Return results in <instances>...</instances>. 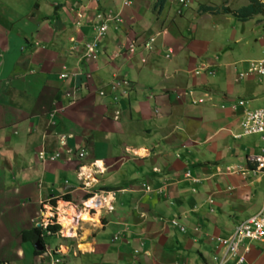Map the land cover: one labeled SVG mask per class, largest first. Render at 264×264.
Segmentation results:
<instances>
[{"label":"crops","instance_id":"1","mask_svg":"<svg viewBox=\"0 0 264 264\" xmlns=\"http://www.w3.org/2000/svg\"><path fill=\"white\" fill-rule=\"evenodd\" d=\"M53 1L40 6L36 0H0V264H46L34 258L32 242L18 237L49 193L82 192L76 163L63 161L67 147L84 149L80 166L90 190L114 193L108 197L112 211L100 213L99 224H80L84 248H76L78 238L63 242V264H212L220 252L214 238L230 233L236 223L226 220L249 209L248 186L264 175L239 172L251 166L246 156L257 154L263 143L255 150L226 142L235 139L243 111L255 108L249 107L254 99L239 97L248 85L232 86L241 78L237 73L230 79L231 70L223 89L219 81L209 85L193 78L191 69L215 64L192 54L198 50L181 34L190 33V22H182L183 8L175 3L166 18L165 1L160 7L158 0ZM148 9L154 20L161 19L159 26L143 22ZM97 15L120 21H105L94 56L85 57L83 43L94 33ZM154 34L150 51L115 56L127 43L139 46ZM167 47L172 54L163 59ZM121 65L129 71L123 77L127 86L124 93L117 89L112 102L108 87ZM63 72L67 76L59 79ZM40 149L59 151V158L41 164ZM87 215L81 221H96ZM210 240L217 249L208 247ZM206 248L216 254L212 263ZM244 258L242 264H264V238L247 242Z\"/></svg>","mask_w":264,"mask_h":264},{"label":"rangeland","instance_id":"2","mask_svg":"<svg viewBox=\"0 0 264 264\" xmlns=\"http://www.w3.org/2000/svg\"><path fill=\"white\" fill-rule=\"evenodd\" d=\"M43 1L44 0H36V2L40 6H42ZM164 1L168 5L167 8H169L167 13L165 14V17L170 18L173 16L175 4L171 0ZM257 1L259 2V0ZM53 2V0H46L45 4H49L51 6ZM248 3L249 0H187V3L183 8V18L186 19H182V22L189 20L190 23L188 25L190 26V33H188L187 31L186 33L185 31H182L181 34H183L184 36H190V40L192 41L191 45H193V47L198 50L197 52H192L190 50V55L192 52L193 55L199 56L200 59L208 58L211 63L215 64H211V66H198V72L197 74L193 75V78L202 77L206 80L205 84L209 85H211L212 82L217 83V81H219V83L223 84V86H220L223 89L225 87V80L227 76L226 72L228 70H231V79L237 73L245 72V68L248 62L256 61L264 57V12H262L263 10L251 14L245 21H240L235 17L237 9ZM198 6L208 7L209 10H200ZM142 19L146 26H156L157 24V26H159L161 23V19L154 20L152 12L149 9L143 12ZM178 19L179 18H176V20ZM148 32L149 31L144 32L143 35H148ZM156 37L154 39H156ZM119 68L120 69L112 71L114 76L117 78H128L127 74H129V71L127 70L126 66L121 65ZM237 79H240L238 83L231 81V85L235 86L236 89H239L240 85L245 87L246 85H248L247 88L244 90L246 92H244L242 96H238L240 98L243 97L244 100L247 101L254 99L249 102L250 108L259 106L261 103L260 101L264 99V74L258 75L254 73H249L242 75L241 77H238L237 75ZM116 92L117 90H114L112 92L110 96V101L116 102V99L120 95ZM213 94L215 93L211 92L210 97L215 96ZM236 94H238L237 90L236 93H233L234 98H236ZM216 95L220 96V92H217ZM220 103L221 102H219V104ZM221 104L223 105V103ZM226 142L232 148H235L239 145L246 147V145L250 144V146L253 147L255 150L262 144V142L258 139L257 135L242 137L240 139H232L228 137ZM190 167L192 169H195L197 166L193 164V166L190 165ZM254 178L255 177H252L251 179ZM249 185V194L247 199L245 200V205L249 209L242 214H236V219L229 218V220H226L228 224H231L232 222H234V224L237 223L240 220L238 219L240 217H248L250 215H253L261 207V199L264 193V175H261L259 177V181L252 180V183H250ZM210 197L212 201H216L215 195L212 194ZM205 204L209 208L207 202H205ZM207 207H203L202 209L207 212ZM74 209L75 208L70 207V211H73ZM78 215L80 217V213ZM82 229L83 228H80L79 233L80 231H82ZM186 235L189 234L186 233ZM191 238L192 237H190V241ZM83 245V243L79 244V247L82 248ZM194 245L197 246V244ZM214 246L215 243L210 240L208 247L211 250L217 249V247L215 248ZM211 250L209 251L207 248L205 249V251H209L207 253V256L209 257V260L212 263L213 257L216 254L213 255ZM191 252L195 253L194 247L191 248L190 255ZM185 253H187V250Z\"/></svg>","mask_w":264,"mask_h":264},{"label":"clouds","instance_id":"3","mask_svg":"<svg viewBox=\"0 0 264 264\" xmlns=\"http://www.w3.org/2000/svg\"><path fill=\"white\" fill-rule=\"evenodd\" d=\"M124 1L127 2V5L129 4L128 0H123L122 2H124ZM171 1L173 3H175L179 9L184 8L186 3H187V0L185 2V5L178 4L176 0H171ZM163 2H164V0H163ZM259 3H260V1H259ZM123 5H126V4L123 3ZM261 8H262V5H261ZM112 17L113 18L111 19V21L112 20L115 21L114 19L117 18L115 15ZM98 22H99V19H98ZM115 22H117V21H115ZM96 25H98V24H96ZM96 25H94V26H96ZM105 28H106V26H105ZM93 31H94V28H93ZM93 34H92V36H93ZM89 38H87V39H89ZM150 38L152 39V41L149 44L150 47L144 48L143 42L147 41ZM154 38H155V34L149 35L141 43H139V46L135 45L132 42H129V43H127V45L125 47H122L120 49V51L117 49L115 56L117 54H120L121 52H124V53L126 52L129 55V54L136 52V50H137V52H141V51L148 52L152 48V44L155 41ZM87 39L84 41V43L87 41ZM98 40H97V44H98ZM70 41L72 42L73 40L70 39ZM130 45H132V49H133L132 51L128 50ZM136 46H138V47H136ZM168 50H170V52H168ZM91 53H94V52L92 51ZM171 54H172V50L169 47H167L165 50V53L162 55V58L163 59H169L171 57ZM83 55L85 57H87L85 46H84ZM165 55H167V57ZM93 56H94V54H93ZM140 60H142V59H140ZM201 66H199V67H201ZM199 67L191 69L190 74H192V75L197 74V72H198L197 69H199ZM61 75H63V76H61ZM66 76H67V73L63 72V73L58 75V78L63 79ZM123 80L125 81V85L122 86L121 82ZM116 81H118V83H119L118 89H122V90L126 89L127 82L125 79H123V77L120 80H117L115 77L112 82H116ZM119 86H121V87H119ZM192 102L200 103L201 99H195V100H192ZM115 111H117L116 115L114 114ZM114 112H113V118L116 119L118 117L119 111H118V109H115ZM58 142H59V145L61 147H65V138L63 136L60 135L58 137ZM62 152H63L62 154H64L63 161L68 162V163H73V162L76 163L75 164V176L80 181V186L78 185L79 187L77 186L78 187L77 189L79 192L82 190V192H80L81 194L79 193L76 197H74V196L71 197V193H69L70 190H67L63 193H58V192L57 193H49V195H47L42 201L39 202L40 207H39L37 216L30 219L31 226L27 229L21 230L19 232V237H18L19 240H21V241L32 242L33 250L38 251L37 254H34V258L37 259V262H45L46 264H63L64 263L63 257L66 255L67 250H68L65 243H63V242H66V240H68V238H72V239L78 238L79 230H80V228H82V227H80V224H82V223H84V224L85 223H87V224L91 223L92 225L99 224L100 215H101L100 213L112 211V206L110 205V200L108 197L113 196L114 192L110 189L109 190L97 189V190L92 191V190H90L88 182H86V180H85L86 177L82 173L83 167L80 166V161L82 160V158L84 157V154H85L84 149L83 148L72 149V148L67 147V148H64ZM59 153H60L59 151H54L51 154H45V152L42 149H40L37 152L36 157L39 159V163L42 164L45 160H49V161L57 160L59 158ZM77 163L79 166H77ZM192 181H194V179H192ZM197 181L198 180L195 179L194 182H197ZM144 188H145V190H148V187L144 186ZM65 195H67L69 198L65 199L64 198ZM68 207L75 208L77 211V214L74 212L71 213L69 218L67 219L68 223L65 226H63L61 224V222L59 221L58 217L59 216L66 217L67 214L64 212V210L67 209ZM80 211H85L87 214H89L93 218L95 216L96 221L94 223H92V221H90V222L81 221L80 217L78 216ZM172 221H174L175 223L180 225L183 228L182 231H184V229H185L184 226L179 224L178 221L175 219L169 220V224L172 227H175L178 231H180L176 226H174L172 224ZM54 226H55V229L51 230L52 227H54ZM78 227H79V229H78ZM67 230L72 231V233L67 234L66 233ZM35 231H36V234H38L37 236H39L40 241H38L37 239L31 241L29 239L31 233H35ZM182 231H180V232H182ZM24 232H28L29 236L26 239H21V233H24ZM48 240H49V244L47 243ZM35 243H36V246H35ZM79 244H81V243H80L79 238H78V240L75 242L77 249L81 248V247H79Z\"/></svg>","mask_w":264,"mask_h":264},{"label":"built area","instance_id":"4","mask_svg":"<svg viewBox=\"0 0 264 264\" xmlns=\"http://www.w3.org/2000/svg\"><path fill=\"white\" fill-rule=\"evenodd\" d=\"M178 4L185 5L186 0H176ZM262 9L264 10V0H259ZM127 4V2H123ZM99 19L98 25L94 26V34L91 36L84 44L86 49L87 56H93L91 52L97 44V40L103 34L105 29V21L111 20L112 16L101 17L96 16ZM115 21H120L118 18L114 19ZM152 39H148L143 42L144 48L150 47V42ZM129 51H132V45L128 48ZM170 52V50H168ZM167 57V55H165ZM254 73L258 75L264 74V57L256 61H250L247 63L245 72L238 73V77L242 75ZM63 76V75H61ZM122 86L125 85V81L121 82ZM118 81L112 82L109 85V91L118 89ZM124 93V90L120 91ZM99 95H103V91H99ZM243 101L238 102V106H242ZM231 109H234V105L230 106ZM117 114V111L114 112ZM239 131L232 134V137L239 139L242 136L257 135L263 147L257 154H249L246 156V161L251 165L248 169H242L240 172L241 175L244 173H249L251 176H256L257 174L264 173V102L255 108L244 110L241 118L239 120ZM189 172H185V176H188ZM195 181V179H194ZM172 224L176 226L180 231L183 228L172 221ZM264 238V193L262 196V205L257 213L250 215L243 220L237 222L231 229L230 233L225 236H216L214 238L215 243L219 246L220 252L219 255L214 258L212 264H242L245 261L244 255L247 251V242H259Z\"/></svg>","mask_w":264,"mask_h":264},{"label":"trees","instance_id":"5","mask_svg":"<svg viewBox=\"0 0 264 264\" xmlns=\"http://www.w3.org/2000/svg\"><path fill=\"white\" fill-rule=\"evenodd\" d=\"M163 0H158V5L159 7L161 6ZM200 9H205L206 10H209L208 7H203V6H200ZM259 11H262V8H261V4L257 1V0H249V3L244 5V6H241L237 9V12L235 14V17L240 20V21H245L248 19V17L253 14V13H256V12H259ZM264 12V11H262ZM65 199H68L69 197L67 195L64 196ZM57 227V226H56ZM55 229V226L52 227L51 230ZM38 234H36V231L35 233H31L29 239L31 241L37 239L38 241H40L39 239V236H37ZM29 236V233L28 232H24V233H21V239H26L28 238ZM33 253L34 254H37L38 251L37 250H33Z\"/></svg>","mask_w":264,"mask_h":264},{"label":"bare ground","instance_id":"6","mask_svg":"<svg viewBox=\"0 0 264 264\" xmlns=\"http://www.w3.org/2000/svg\"><path fill=\"white\" fill-rule=\"evenodd\" d=\"M68 209H69V210H68ZM77 210H78V209H77ZM64 212L67 214L66 217H62V216H59V217H58L59 221L61 222V224H62L63 226H65V225L68 223V222H67V219L69 218V216H70L71 213L74 212V213L77 214L76 209H74L73 211H70V207H68L67 209H65ZM79 213H80V220H82L83 217H84V218H87V216H88V215L85 213V211H80ZM78 216H79V215H78ZM61 218H62V219H61ZM66 233L69 234V233H72V231L67 230Z\"/></svg>","mask_w":264,"mask_h":264},{"label":"water","instance_id":"7","mask_svg":"<svg viewBox=\"0 0 264 264\" xmlns=\"http://www.w3.org/2000/svg\"><path fill=\"white\" fill-rule=\"evenodd\" d=\"M35 246H36V243H35Z\"/></svg>","mask_w":264,"mask_h":264}]
</instances>
